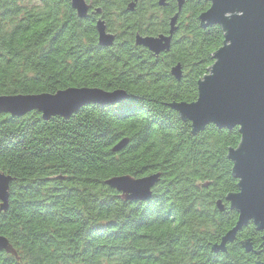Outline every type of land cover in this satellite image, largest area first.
<instances>
[{
  "label": "trees",
  "instance_id": "obj_1",
  "mask_svg": "<svg viewBox=\"0 0 264 264\" xmlns=\"http://www.w3.org/2000/svg\"><path fill=\"white\" fill-rule=\"evenodd\" d=\"M71 1L0 0V97L99 88L128 98L69 119L0 116V173L12 178L0 236L17 253L0 252V264H264V232L253 222L226 252L213 251L238 221L226 197L239 192L228 157L239 128L195 134L172 108L197 101L223 46V28L200 22L210 3L183 0L172 47L155 56L135 37L168 35L178 0L163 8L160 0H87L101 13L84 20ZM99 19L117 37L110 48L99 45ZM178 64L181 81L171 74ZM122 140L128 145L113 152ZM153 174L161 179L144 203L106 184Z\"/></svg>",
  "mask_w": 264,
  "mask_h": 264
},
{
  "label": "water",
  "instance_id": "obj_2",
  "mask_svg": "<svg viewBox=\"0 0 264 264\" xmlns=\"http://www.w3.org/2000/svg\"><path fill=\"white\" fill-rule=\"evenodd\" d=\"M210 8L200 16L205 28L220 25L225 32L223 46L214 54V65L198 83L197 101L175 103L172 108L184 120L192 124L197 134L209 125L220 129L239 128L241 142L237 149L229 151L234 163L233 175L239 181V192L230 194L226 201L238 212V221L213 251L226 252L227 246L237 239L239 232L250 222L264 232V0H205ZM184 1L178 0V13L170 21L168 35L158 37L137 34L135 44L160 56L169 52L178 27L179 14ZM72 9L82 20L89 17L92 5L87 0H72ZM134 4L129 10H134ZM160 7L167 0L159 1ZM98 9L94 14H100ZM99 45L110 48L116 36L107 30L103 19L96 22ZM172 76L181 81L183 70L180 64L171 70ZM128 98L122 90L105 91L99 88H68L54 94L15 95L0 97V116L24 117L37 111L45 121L53 117L69 119L83 107L91 105H116ZM128 145L122 140L113 152H120ZM161 174L143 178L122 176L109 179L106 184L121 193L125 200L148 202L153 189L160 182ZM12 178L0 173V213L7 211ZM217 209L224 212L220 200ZM264 246V235L262 237ZM246 252L253 251L250 241L244 243ZM0 252L13 256L17 253L5 237L0 236ZM264 252V249H263ZM259 254V253H256ZM257 264H262L257 262Z\"/></svg>",
  "mask_w": 264,
  "mask_h": 264
},
{
  "label": "flooded vegetation",
  "instance_id": "obj_3",
  "mask_svg": "<svg viewBox=\"0 0 264 264\" xmlns=\"http://www.w3.org/2000/svg\"><path fill=\"white\" fill-rule=\"evenodd\" d=\"M89 4H91L92 5V9L90 10V13L91 14H94V11L96 10V8H94V5H93V3L92 2H90ZM89 13V14H90ZM95 15V14H94ZM99 15V14H98Z\"/></svg>",
  "mask_w": 264,
  "mask_h": 264
},
{
  "label": "rangeland",
  "instance_id": "obj_4",
  "mask_svg": "<svg viewBox=\"0 0 264 264\" xmlns=\"http://www.w3.org/2000/svg\"><path fill=\"white\" fill-rule=\"evenodd\" d=\"M177 2H178V1H177ZM25 4H28L27 1L25 2ZM96 10H98V9H96ZM96 10H95V11H96ZM110 33H111V32H110ZM112 34H113V33H112ZM115 36H116V35H115ZM116 38H117V37H116Z\"/></svg>",
  "mask_w": 264,
  "mask_h": 264
}]
</instances>
